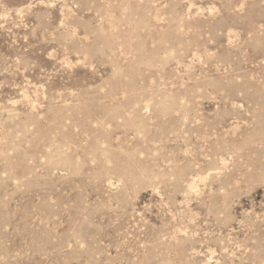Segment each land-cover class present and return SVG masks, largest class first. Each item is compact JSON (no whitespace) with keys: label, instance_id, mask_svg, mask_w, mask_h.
<instances>
[{"label":"rangeland","instance_id":"obj_1","mask_svg":"<svg viewBox=\"0 0 264 264\" xmlns=\"http://www.w3.org/2000/svg\"><path fill=\"white\" fill-rule=\"evenodd\" d=\"M0 264H264V0H0Z\"/></svg>","mask_w":264,"mask_h":264}]
</instances>
